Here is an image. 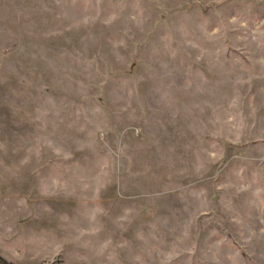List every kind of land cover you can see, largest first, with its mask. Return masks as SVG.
<instances>
[{"label": "rangeland", "instance_id": "374dc122", "mask_svg": "<svg viewBox=\"0 0 264 264\" xmlns=\"http://www.w3.org/2000/svg\"><path fill=\"white\" fill-rule=\"evenodd\" d=\"M264 264V0H0V264Z\"/></svg>", "mask_w": 264, "mask_h": 264}, {"label": "trees", "instance_id": "16d2710c", "mask_svg": "<svg viewBox=\"0 0 264 264\" xmlns=\"http://www.w3.org/2000/svg\"><path fill=\"white\" fill-rule=\"evenodd\" d=\"M3 264H8V263H3Z\"/></svg>", "mask_w": 264, "mask_h": 264}]
</instances>
